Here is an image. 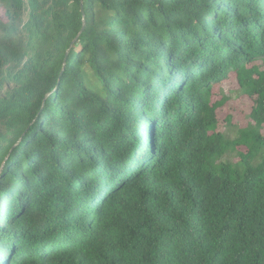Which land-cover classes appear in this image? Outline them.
<instances>
[{
  "label": "trees",
  "instance_id": "16d2710c",
  "mask_svg": "<svg viewBox=\"0 0 264 264\" xmlns=\"http://www.w3.org/2000/svg\"><path fill=\"white\" fill-rule=\"evenodd\" d=\"M263 126L264 0H0V264H264Z\"/></svg>",
  "mask_w": 264,
  "mask_h": 264
},
{
  "label": "rangeland",
  "instance_id": "374dc122",
  "mask_svg": "<svg viewBox=\"0 0 264 264\" xmlns=\"http://www.w3.org/2000/svg\"><path fill=\"white\" fill-rule=\"evenodd\" d=\"M222 94L228 96V100L217 109L218 130L234 134V126H245L248 122V114L253 104L251 97L239 91L235 75L230 72L228 78L214 88V99H218ZM231 117V123L226 122V118ZM264 134V126L262 129ZM224 159L236 160L235 153L224 156Z\"/></svg>",
  "mask_w": 264,
  "mask_h": 264
}]
</instances>
